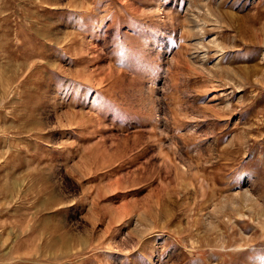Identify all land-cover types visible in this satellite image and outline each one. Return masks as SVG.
I'll list each match as a JSON object with an SVG mask.
<instances>
[{
    "label": "rangeland",
    "instance_id": "obj_1",
    "mask_svg": "<svg viewBox=\"0 0 264 264\" xmlns=\"http://www.w3.org/2000/svg\"><path fill=\"white\" fill-rule=\"evenodd\" d=\"M0 264H264V0H0Z\"/></svg>",
    "mask_w": 264,
    "mask_h": 264
}]
</instances>
